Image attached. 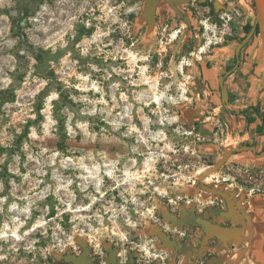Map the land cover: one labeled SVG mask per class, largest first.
<instances>
[{"label": "rangeland", "instance_id": "rangeland-1", "mask_svg": "<svg viewBox=\"0 0 264 264\" xmlns=\"http://www.w3.org/2000/svg\"><path fill=\"white\" fill-rule=\"evenodd\" d=\"M90 2L0 0V264H48L87 237L145 246L167 203L216 199L199 168L253 145L223 133L200 74L212 62L233 69L247 35L239 16L179 0L188 29L164 0L150 17L145 0H108L94 15ZM248 155L204 183L237 191L220 177L264 161Z\"/></svg>", "mask_w": 264, "mask_h": 264}, {"label": "crops", "instance_id": "crops-1", "mask_svg": "<svg viewBox=\"0 0 264 264\" xmlns=\"http://www.w3.org/2000/svg\"><path fill=\"white\" fill-rule=\"evenodd\" d=\"M213 3L223 8L219 9L220 13L227 16L235 14L240 17L241 24L253 25L252 0H213ZM220 67L221 65H214L212 62L210 65L201 66L200 69L201 82L206 83V88L202 91L204 95L208 94L212 115L219 107H222L223 110L221 96L215 90L218 87ZM224 84L228 91L226 107L228 110L242 111L257 105L259 115L248 111L247 115L253 121L247 124L243 115L227 114V122L221 118L223 133L225 135L231 133L239 140L246 139L256 148L262 146L264 134H259L256 128L261 124L260 117L264 118V49L258 36L253 35L241 47L240 59L231 73L224 78ZM262 132L264 133V125ZM249 152H236L231 157L238 158L243 163L251 162ZM257 166L264 168V161ZM239 195L240 191L237 192L235 199ZM241 204L245 214L249 216L244 233L248 242L241 245H228L226 249L222 250L218 261L227 264L239 257L236 264H264V193L245 194Z\"/></svg>", "mask_w": 264, "mask_h": 264}, {"label": "flooded vegetation", "instance_id": "flooded-vegetation-1", "mask_svg": "<svg viewBox=\"0 0 264 264\" xmlns=\"http://www.w3.org/2000/svg\"><path fill=\"white\" fill-rule=\"evenodd\" d=\"M37 1L39 0H18L19 4L23 6L36 3ZM90 1L92 15L96 14L95 12H101L102 14L106 11L104 4L108 0ZM117 1L114 0V2ZM177 1L179 2V0H173L172 2L164 0L161 10L166 14L181 17L185 21L184 17H187V15L184 10H180L181 16L175 12L174 6L178 8L183 7ZM158 6L160 7V5ZM158 6L155 7L156 12H158ZM98 15L100 16L99 13ZM97 16L92 18L96 20ZM185 23L189 29V23L186 21ZM257 33L258 29L256 28L254 31L255 36ZM218 87L220 89L219 84ZM200 202L201 205L193 204L190 201H187L186 204L177 202H174V204L167 203V212L177 223H182L181 226L166 220L163 213L155 218V221L158 222L156 230H161L170 240L176 238L181 243V247L176 252H174V249L177 248V243L172 249L165 248V255L158 253L157 249H161L159 246H161L162 241L157 234H155L154 239L149 238L145 246H141L138 242L129 241L128 239L127 241L112 240L111 243L101 246L94 239L87 237L71 248L61 249L58 259H52L48 264H217L218 260H220L219 256L222 253V244L214 238L202 243L203 236L199 234L202 227L197 223V219H205L220 226L231 227L234 224L222 218L221 214L225 210V207L224 202L220 198L210 201L205 200V202L200 200ZM130 243H134L135 245L130 246ZM228 245L233 246L232 244ZM157 246L158 248H156ZM144 253L150 254L152 258L146 260L143 256ZM66 258H70L71 260H67Z\"/></svg>", "mask_w": 264, "mask_h": 264}, {"label": "water", "instance_id": "water-1", "mask_svg": "<svg viewBox=\"0 0 264 264\" xmlns=\"http://www.w3.org/2000/svg\"><path fill=\"white\" fill-rule=\"evenodd\" d=\"M157 0H145V9L144 12L150 17L154 12L155 4ZM172 2L173 0H168ZM175 11L179 16H181V12L174 6ZM252 9L254 12V23L247 33L244 39L235 47L234 53L236 57V64L239 61V52L241 47L250 39L253 35L255 29H258V36L261 40L263 49H264V0H253ZM187 23H190L188 17H184ZM181 38L178 39L175 51L178 48ZM175 57V53L173 54V59ZM236 64L234 68L236 67ZM219 76H218V84L220 86V96L222 101V106L227 107L228 104V91L226 86L224 85V77L229 75L232 70L219 68ZM220 117L223 121L227 122L226 116L224 112L220 113ZM264 147V142L262 144ZM243 151H250L258 158H264V148L257 152L256 147L250 144H242L235 147L224 148L220 157L215 161L213 165L207 166V168L202 171V173L197 175V185L200 187L202 191H205L211 194L213 197L220 198L224 202L225 210L222 212L221 216L225 221H231L234 225L231 227L228 226H220L218 224L211 223L208 220L198 218L197 223L202 227L200 231V235L203 236L202 243L208 241V239H216L218 242L222 244V250L228 247V244L232 245H241L248 242V238L244 236L245 229L247 226V220L249 216L245 214L243 206L241 204V200L244 198V193L241 191L240 195L237 199L235 196L237 195V191H228L224 187H213L206 183H204V179L207 178L208 175L214 174L218 172L226 161L231 157L233 152H243ZM164 218L166 220L171 221L172 223L179 224L180 226L182 223H177L171 215L167 211L162 212ZM156 234L158 235L159 239L162 241L161 246L172 249L173 246L177 243V248L174 249V252L181 247V243L177 241V239L170 240V238L165 235L161 230H156ZM188 246V244H186ZM239 258V257H238ZM238 258L235 261L229 262L227 264H236ZM67 260H71L70 258H66ZM217 264H222L221 261H218Z\"/></svg>", "mask_w": 264, "mask_h": 264}, {"label": "built area", "instance_id": "built-area-1", "mask_svg": "<svg viewBox=\"0 0 264 264\" xmlns=\"http://www.w3.org/2000/svg\"><path fill=\"white\" fill-rule=\"evenodd\" d=\"M221 182H228L237 192L248 194L264 193V168L259 166L238 167L235 174L227 173L220 177Z\"/></svg>", "mask_w": 264, "mask_h": 264}, {"label": "trees", "instance_id": "trees-1", "mask_svg": "<svg viewBox=\"0 0 264 264\" xmlns=\"http://www.w3.org/2000/svg\"><path fill=\"white\" fill-rule=\"evenodd\" d=\"M251 27H252V26H251L250 24H248V23H246L245 25H243V30H244V32H245V33H248L249 30L251 29ZM253 35H255V34H253ZM248 111H252V112L255 113L256 115H259V109H258L257 105H255V106H250V107H248L246 110H242V111H230V110H228L227 108L223 107V112H224L225 116H227V114H235V115H237V114H241V115H243V116L245 117V120H246V123H247V124L253 121V119L247 115V112H248ZM260 121H261V124L257 126L256 131H257L259 134H264V133L262 132V128H263V125H264V118H263V117H260ZM235 153H236V152H233V154H235ZM233 154H232V155H233Z\"/></svg>", "mask_w": 264, "mask_h": 264}, {"label": "bare ground", "instance_id": "bare-ground-1", "mask_svg": "<svg viewBox=\"0 0 264 264\" xmlns=\"http://www.w3.org/2000/svg\"><path fill=\"white\" fill-rule=\"evenodd\" d=\"M172 36L174 37L175 35L173 34ZM260 41H261V40H260ZM262 47H263V46H262ZM203 50H204V47L202 46V47L199 48L198 51H199V52H202ZM185 85H186V84H185ZM181 86H182L183 89L185 88V87H184V84H182ZM159 99H160L159 96H155V100H159ZM205 169H206V168H204V167H203V168H199L198 171H197V175L200 174V173H202V171H204ZM88 172H89V171H88ZM210 175H211V174H210ZM210 175H208L207 177H209ZM89 176H90V177H94L95 175H92V174H91V175H89ZM203 181H204V180H203ZM5 231H6V230H5ZM13 232H14V234H11V235H12L13 237H15V239H18V238H17L18 236L16 235V231L14 230ZM0 237H2V236H0Z\"/></svg>", "mask_w": 264, "mask_h": 264}]
</instances>
